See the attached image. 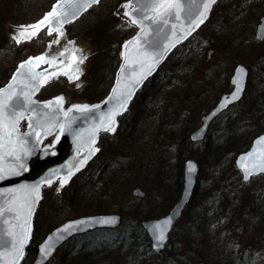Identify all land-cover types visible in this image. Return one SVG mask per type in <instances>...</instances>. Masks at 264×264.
Instances as JSON below:
<instances>
[{"label": "trees", "instance_id": "16d2710c", "mask_svg": "<svg viewBox=\"0 0 264 264\" xmlns=\"http://www.w3.org/2000/svg\"><path fill=\"white\" fill-rule=\"evenodd\" d=\"M256 1L244 0L242 3L248 5ZM253 8L255 10L248 11L243 21L244 28L227 29L225 35L217 37L216 43L210 45L212 38L205 33V38L203 35L200 41L203 45L189 42L169 56L120 118L117 133L101 137V152L72 180L75 185L71 184L63 191L66 193L64 200L51 202L49 207L40 204L30 249L23 264L35 254L36 245L45 233L58 224L49 221L51 213L66 212L70 217H78L112 211L122 217L118 228L71 238L48 264H264V180L259 196L254 195L244 207L238 192L243 184L233 166L237 153L246 150L252 138L264 132V53L253 54L256 46H263L264 42L254 39L256 19L261 11ZM12 11L11 6L0 8V54L12 42L4 29L5 24L29 20L22 12L10 15ZM112 18L115 22L98 20L96 24L102 27L101 30L93 27L83 32L104 41L99 44L90 65L107 64L114 59L113 65L117 66L120 42L132 28L118 16ZM220 24L223 28L226 26V23ZM203 27L206 32L214 33L218 23ZM69 33L77 35L73 25L69 27ZM207 44L211 50L223 48L231 66L240 62L239 58L255 57L248 69L258 72L249 78L243 98L211 122L202 141L191 143L188 136L199 124L200 117L229 85L228 78L222 77L219 71L220 65L204 63L202 50ZM64 85L61 78L47 88L56 92ZM89 86L88 81L80 90H88ZM97 90L96 86L82 97L93 100L106 93ZM44 93L41 97L47 96ZM136 150V163H130L126 172L120 173V164L130 159V154ZM187 157H193L198 164V186L163 252L157 254L151 250L139 220L164 214L178 200L183 183L182 164ZM143 162L141 173L147 171L154 183L148 203L141 200L126 203L124 189L134 184L137 167ZM109 170L113 171L111 177L101 181ZM83 174L86 175L84 181H77ZM126 205L128 209L123 208Z\"/></svg>", "mask_w": 264, "mask_h": 264}, {"label": "water", "instance_id": "95a60500", "mask_svg": "<svg viewBox=\"0 0 264 264\" xmlns=\"http://www.w3.org/2000/svg\"><path fill=\"white\" fill-rule=\"evenodd\" d=\"M222 0H216L211 5L207 19L189 35L186 39L181 40L175 44L169 51L164 53L163 59L160 63L156 64L155 68L147 74L143 80L134 88L131 86L135 84L136 79L139 76L147 72V63H145V57L142 53L145 49L151 51L153 46L163 50L164 44L169 43L170 40H176L178 36L183 34L182 28L179 26L181 21H177L175 18L176 10L173 8L168 14L169 23L164 28V31L157 35V25L152 24L150 20H143L147 36H141V40L138 44H129L127 50L124 45L127 42L134 40L141 33V29L137 24H133L129 16H125L124 12H129L133 17L141 20L145 15H155L151 9L152 4H157L161 0H124L116 8V13L124 21L128 23L133 29L129 35H127L120 43L118 51V64L113 74V79L107 93L103 96L89 101L86 99H74L71 100V95L66 91H59L57 94L41 98L39 94L42 89L47 87L58 78H64L68 89H78L85 83V74L89 69L90 59L96 53L95 44L93 39H88L82 35L70 36L68 33L69 25L78 21L86 12L91 8L97 6L100 3L91 4V6L84 7L90 3V0H55L49 6V8L43 12V14L34 21L24 23H12L7 26V34L16 44L30 43L34 41L39 35L45 34L48 40L45 42L44 48L36 53L29 54L24 59L20 60L8 80L0 86V103H7L9 106H16L17 111L22 110L20 105L24 102L23 92L30 91L31 81L29 76L31 73H44V72H59L63 73L67 71L73 78L70 81L68 75L59 74L49 79L46 84L42 86L37 82V88L34 95L31 96L35 104L30 107L36 109V113L25 112L24 118L20 120L18 124V131L13 134V146L17 148L16 155H10L8 145V126L7 123L0 126V168L5 170L13 168L18 165L22 160L25 164V168L20 170L19 175H10L6 179L0 180V264H7L10 260L9 251L13 237L9 233H15L17 236L22 232L24 220L27 218L29 226L28 239L25 242L23 257L19 260V264H22L26 259L27 253L30 249V244L34 231V218L39 208L40 202L44 196L45 188L54 186L56 193L60 192L66 186L70 184L72 179L82 172L88 164L96 157L100 152L99 146L100 137L103 134L113 135L116 133L119 127V118L123 116L130 108L131 103L135 99L139 90L144 86L146 81L153 77L161 67V65L167 60L168 56L178 47L185 44L212 16L214 8ZM173 4H179L181 6V20L183 21V27L187 28L190 19L195 18L200 11H203L202 4L206 0H170ZM60 5L57 9V16L52 18L50 24H46L41 27L36 35L30 39L25 36H21L20 32L23 28L29 25H35L38 21L52 11L53 6ZM128 5L129 7H125ZM61 13H64L63 15ZM57 21H64L62 24ZM178 25L173 29L172 25ZM48 27L59 28L63 32L62 37H58L57 33L53 31L51 35L48 34ZM175 33V35H174ZM17 37L21 42L17 43ZM59 39V43L53 41ZM254 39L256 41L264 40V14L259 18V22L254 29ZM154 42V44H153ZM51 45V47H49ZM64 53V55H60ZM40 55H46L47 58H55L54 66L48 64H40L39 67L32 66L31 68L25 67L20 69V65ZM74 58L76 62H74ZM83 58V63H78L79 59ZM143 65V67H142ZM79 68V72L76 69ZM16 77L13 81V77ZM79 77L78 79L76 77ZM249 79V70L241 63L235 65L232 73L229 77V85L231 89L228 92L221 94L216 104L211 107L205 114L200 117L199 126L193 130L189 135V140L192 143L200 142L204 139L210 123L219 116L223 111L233 104L239 102L245 93L246 86ZM235 80V83H234ZM12 85L11 93H14L11 100H8L9 85ZM26 85H29L26 87ZM131 90L130 97L122 95L121 93L125 88ZM116 89L114 92L113 90ZM238 91L239 99H234L227 106H222V101L226 97H231L234 92ZM58 97H63V104L55 105L52 108H44L45 103L54 101ZM19 100V104H17ZM126 101V107L120 105ZM88 106V111H77L74 106ZM72 109V111H69ZM113 111L116 115L113 116ZM45 113H49L52 116V120L56 121V127L51 130L50 135H44L41 132V140L37 143L35 134L25 135L30 131L28 127V117L32 116V123L35 125L37 119H44ZM67 113V115H65ZM213 113H215L213 115ZM111 118V120H110ZM71 122V130L67 128L61 132L60 125ZM113 122L115 131H104V127ZM39 131V129H37ZM18 138H23L25 143L22 145L23 149L30 150V153L25 156L21 150V145L18 143ZM264 132L256 135L252 138L249 147L239 152L234 159L233 166L240 174V180L242 183H248L252 178L264 175V171L260 170L261 165H264ZM95 141V143H93ZM92 149H99L95 154H91ZM17 156L19 159H17ZM86 159V163H82V160ZM256 166V167H254ZM248 168L252 174L248 180L244 179V169ZM77 169H79L77 171ZM69 172L72 175L69 177ZM183 183L182 189L178 200L171 206V208L163 215L152 218L142 219L139 221V225L146 233L150 248L155 253H161L169 240V235L173 230V227L182 215L184 208L192 200L195 191L198 186V174L199 167L196 161L190 157L183 161L182 166ZM67 179V182L63 187L60 186L61 180ZM51 180L49 185L46 181ZM39 184V200H36V193L32 192L31 186ZM26 186V187H22ZM133 195L142 196V192L139 189H134ZM25 200H33L35 203L32 205L31 215H28L27 208L21 209L19 206L24 203ZM9 208H13V211H8ZM116 217L118 218L114 225H105L99 223L103 218ZM70 222H74V226L67 232L58 231L65 226H68ZM121 223V217L118 213H103V214H89L69 218L48 231L44 237L37 243L35 248V254L33 256L31 264H47L53 259L57 250L62 247L72 237L83 235L87 232L100 229H114ZM159 224L165 232V240L160 247H154V233L152 231L155 225ZM78 225L79 230H77ZM46 243L51 246V255L47 258L41 256L40 249L45 246Z\"/></svg>", "mask_w": 264, "mask_h": 264}, {"label": "rangeland", "instance_id": "374dc122", "mask_svg": "<svg viewBox=\"0 0 264 264\" xmlns=\"http://www.w3.org/2000/svg\"><path fill=\"white\" fill-rule=\"evenodd\" d=\"M54 0H0V8H6L10 6L13 8L14 12L10 15L16 14L20 15V12L23 14H26L29 16V21H33L36 18H38L53 2ZM124 1V0H122ZM227 1L224 5H218L215 7L213 10L212 16L207 22L206 26L209 24L211 27L213 26L214 23H218V28L215 29L214 33H217V36L214 33L206 32V29L204 27L202 30H200L197 34L194 35L192 39H190L189 42H192L193 44L198 43V45H203L201 44V38L204 35L205 38V33H209L208 37L212 38V40L208 43L209 45L211 42L213 44L216 43L214 39L217 37L221 38L222 35L226 34V30L230 28H244L243 21L247 17L248 11H253L255 10L253 7H256V9L261 11L260 15L258 16L257 23L259 22V18L264 14V0H257L256 3H249L248 5L242 3L244 0H224ZM121 0H101L100 3L93 7L89 12H87L80 20H78L74 25H73V30L74 32L77 33V35H82L87 37L88 39H93L94 44H95V49L96 53L99 50V44L104 43V41H98L96 37L93 36H87L83 32L86 30H90L93 27L98 30H101L102 27L98 26L96 24L100 18L104 20L105 23H112L115 22L113 21L112 16L117 15L116 13V8L120 4ZM226 12V13H225ZM10 15H5L4 17H9ZM119 17V16H118ZM120 18V17H119ZM19 22V21H16ZM220 23H226V26L223 28V26ZM8 24H5V31L7 30ZM221 28V29H219ZM218 29V30H217ZM48 37L45 34H42L37 40L31 42V43H24L20 45H15L14 42H11L8 47L6 48L5 51H3L0 54V86L6 82V79L9 77V75L12 73L13 68H15L16 63L26 57L28 54H34L39 51H41L44 48V44ZM188 42V43H189ZM257 42V41H256ZM264 42V41H263ZM207 43V41H206ZM207 44L206 47L203 48L202 50V57L204 59V63L206 65H220V73H222V77L224 78H229L233 66L229 63V58L226 56V54L223 52V48L221 47H214L212 50ZM258 53H264V45H259L256 46V50L253 54H258ZM231 59V56H229ZM240 62L246 67H249L251 63L254 62L255 57H244V58H239ZM91 63V61H90ZM114 63L115 60H111L109 63L105 64V62H99L96 65H90L89 67V77L86 83L88 81L90 82L89 88L87 87L86 89L88 90H80L77 94H74V91L72 89H68L66 85L60 87L56 92L51 91L48 89L44 94L47 96H51L53 94H56L59 90L60 91H66L70 95H72L71 99H86L91 101L88 98L82 97L89 92L90 89L94 88L97 86L98 90H105L107 91L111 85L113 74H114ZM118 63V61H117ZM200 61L198 60V64ZM201 65H205L203 62H201ZM258 72V70L251 69L250 71V77L251 79L255 76V74ZM165 83V82H164ZM91 87V88H90ZM230 89V85H228V88L225 91H228ZM97 90V91H98ZM42 92V93H43ZM95 92V90H94ZM93 92V93H94ZM43 94V95H44ZM104 95V94H103ZM101 95V96H103ZM137 99V96H136ZM117 133V132H116ZM154 131H151V134L153 135ZM137 153V150L135 152H132L130 154V159H127L126 162L121 163V172H126L125 168L127 165L130 163L135 164V154ZM152 155V153H151ZM144 163L141 164L140 167H137L138 169V174L134 178V184H131L129 187H126L124 189L125 192V201L127 202H134L137 200H141L145 202L146 204L148 203L149 195L151 193V188L153 189V180H151V177L149 173L146 171L144 173H141V169L144 168ZM88 171V170H87ZM116 169L114 170V172ZM132 171V169H131ZM113 171L109 170L107 171L102 177L101 181L105 180L104 178L107 177L109 179L112 175ZM141 173V174H140ZM124 174V173H123ZM126 175V174H124ZM78 176V175H77ZM76 176V177H77ZM133 176V175H132ZM264 175H260L258 177H254L252 180H250L248 183H242L243 186L239 187L238 192H239V201L242 202V205L245 207L250 203V200L253 199V196L257 195L259 196V190L260 187L263 183V178ZM86 178V175L83 174L77 178V181H84ZM151 180V182H150ZM98 181V180H97ZM136 181V182H135ZM103 183V182H101ZM120 183V182H118ZM136 183H141V184H136ZM72 184V186L75 185L74 183H70L68 186H66L64 189H62L60 192L56 193L53 188H48L50 191L46 194V189L44 191V196L43 199L41 200V205H44L43 207H49L53 203H58L59 201L65 198V192H63L67 187H69ZM76 187V186H75ZM134 189H139L142 192V196H136L133 195L132 192ZM56 195V196H55ZM123 208L128 209L129 206H124ZM241 209L244 210V208L241 206ZM112 213H117L116 211H112ZM119 214V213H118ZM120 215V214H119ZM121 216V215H120ZM67 218H70L69 214L66 212H61L60 214L58 213H51V216L49 218V221L53 224L63 222ZM122 220V217H121ZM170 238V237H169ZM34 256V255H33ZM33 256H30L27 264H31Z\"/></svg>", "mask_w": 264, "mask_h": 264}, {"label": "snow or ice", "instance_id": "6c2138e0", "mask_svg": "<svg viewBox=\"0 0 264 264\" xmlns=\"http://www.w3.org/2000/svg\"><path fill=\"white\" fill-rule=\"evenodd\" d=\"M216 2V0H206V2H204L202 4V8L203 11H200L198 13V15L195 18H191L190 19V23L188 25L187 28L183 27V21L181 20V15H180V11H181V6L179 4H173L170 2V0H161V2L157 3V4H152L150 7L152 9V11L155 13V15H145L143 16V18L141 20L136 19L135 17H133L129 12H124L125 16H129V18L131 19V22L133 24H137L140 29H141V33L140 35H138L134 40L127 42L124 47L127 50V48L129 47V44H138L141 40V36H147L148 33L145 30L144 24H143V20H150L152 22V24L157 25L156 28V33L157 35H159V33L164 31V28L161 27V25L163 26H167L169 23V16L168 14H170L171 10L173 8H175L176 10V15L175 18L177 21H181V24L179 25L182 28L183 34L181 36H178L176 38V40H170L169 43L164 44L163 50L161 51L158 47L153 46L151 48V51H149L148 49H145V51L142 53V55L145 57V63H147V72L142 73L138 79H136L135 84H133L131 87L134 88L136 85H138L143 78H145V76L147 74H150V71L152 69L155 68L156 64L160 63V61L163 59L164 53H166L167 51H169L172 47H175V44L180 42L183 39H186L189 35H191L192 31H194L196 28H198L200 26V24H202L204 22L205 19H207L208 16V11L211 7L212 4H214ZM95 3H99V0H90V3L88 5H85L84 7H88L91 6V4H95ZM61 6L55 5L53 6V9L51 12H49L48 14H46L42 20L38 21L37 24L35 25H29L26 26L25 28H23L20 32L21 36H25L26 38L30 39L32 36L36 35L37 32L41 29L42 26L46 25V24H50L52 22V18L57 16V9L60 8ZM125 7H129L128 5H125ZM62 15L64 13H61ZM64 21H57V23L62 24ZM178 25L173 24L172 27L173 29H175ZM53 31H55L57 33L58 37H62L64 34L63 32L60 31L59 28H55V27H48V34L51 35L53 33ZM175 35V33H174ZM14 39H16L17 43H20L21 41L17 38V37H13ZM54 43H59V39L53 41ZM154 44V42H153ZM51 47V45L49 46ZM60 55H64V53H60ZM74 62H76L75 58H74ZM48 64L50 67L54 66L55 63V58H47L46 55H40L34 58H29L28 61H26L25 63L21 64L19 67L20 69L25 68L26 66L31 68L33 65L36 67H39L40 64ZM78 63H83V58L79 59ZM143 67V65H142ZM77 72H79V68L76 69ZM59 74H64V75H68L69 80H72V76L67 72H63V73H59L56 71H53L51 73L49 72H44V73H36L33 72L30 74L29 76V80L31 81L30 84V91L28 92H23L22 95L24 97V102L22 105H20V108L22 110L17 111L16 106H9L7 103H0V126H3L5 124V122L7 123L8 126V145L10 148L9 154L10 155H16L17 152V148L13 146V134L16 133L18 131V124L20 122V120H22L24 118V113L25 112H32V113H36V109L31 108L30 106L32 104H35L36 101H33L31 99V96L34 95L36 88H37V82L39 83L40 86H42L43 84H46L49 79H51L52 77H55ZM77 79L79 78L78 76L76 77ZM16 77H13V81H15ZM235 83V80H234ZM29 85H26V87H28ZM11 88L12 85L10 84L8 86V89L5 91H9V95H8V100H11V97L14 93H11ZM114 92L116 91V89L113 90ZM238 91L234 92L232 94L231 97H226L224 99V101H222V106H227L228 103H230L232 100L234 99H239L238 96ZM122 95L128 96L130 97L131 95V90L129 88H125V90L121 93ZM63 97H58L56 98L54 101L49 102V103H45L43 105L44 108H52L53 104L55 105H61L63 104ZM17 104H19V100H17ZM121 107H126V101H124L121 105ZM75 110L77 111H88V106L84 105V106H74ZM69 111H72V109H69ZM118 113H116L115 111H113V116L116 115ZM215 113H213L214 115ZM44 115V119H37L35 125L32 123L33 117L29 116L28 120V127L30 129V131L28 133H26L25 135H33V133L36 136L37 139V143L40 142L41 140V132L44 133V135H50L51 134V130L53 128L56 127V121L52 120V116L49 113H45ZM65 115H67V113H65ZM111 120V118H110ZM61 128V132H63L66 128L68 130H71V122H67L66 124H62L60 125ZM37 129H39V131H37ZM104 131H108V132H114L115 131V127H114V123L113 122H109L103 129ZM262 140H264V138H261ZM18 143L21 145V150L24 152V155L27 156L30 153V150L27 149H23L22 145L25 143V141L23 140V138H18ZM93 143H95V141H93ZM3 145H0V147H2ZM96 151H99V149H92L90 152L91 154H95ZM17 159H19V157L17 156ZM82 163H86V159L82 160ZM256 167V166H254ZM261 171H264V165L259 166ZM25 168V164L24 162L21 160L18 165L14 166L13 168H9L7 170L0 168V180L6 179L8 176L10 175H19L20 174V170H23ZM79 169H77L78 171ZM245 175H244V179L248 180L249 176L252 174V172L248 169L245 168L244 169ZM72 175L71 172H69V177ZM49 185L51 184V180L46 181ZM67 182V179H63L61 180L60 186L63 187L64 184ZM22 187H26V186H22ZM32 192L36 193V200H39V184L37 185H33L31 186L30 189ZM35 203V201L33 200H25L23 204H21L19 207L21 209L23 208H27L28 211V215H31V211H32V205ZM13 208H9L8 211H13ZM118 218L116 217H106L103 218L101 221H99V223L101 224H105V225H114L116 223ZM74 226V222H70V224L68 226H65L64 228L58 230V231H64L67 232L69 231L72 227ZM77 230H79L78 225H76ZM153 233H154V247H160L163 245V242L165 240V232L164 230L160 227L159 224L155 225L152 229ZM28 234H29V226H28V220L27 218H25L24 220V225L22 228V232L19 234V236H17L15 233H9V235H11L13 237L12 240V244H11V249L9 251V256H10V260L7 262V264H19V260L23 257L24 254V246H25V242L28 239ZM40 253L41 256L44 258H47L48 256L51 255V246L48 245L46 243L45 246H42L40 249Z\"/></svg>", "mask_w": 264, "mask_h": 264}, {"label": "bare ground", "instance_id": "6f19581e", "mask_svg": "<svg viewBox=\"0 0 264 264\" xmlns=\"http://www.w3.org/2000/svg\"><path fill=\"white\" fill-rule=\"evenodd\" d=\"M182 178H183V173H182ZM241 211H243V210H241Z\"/></svg>", "mask_w": 264, "mask_h": 264}]
</instances>
